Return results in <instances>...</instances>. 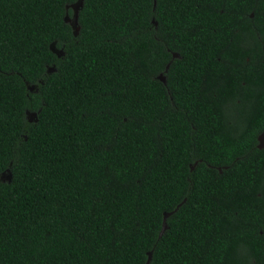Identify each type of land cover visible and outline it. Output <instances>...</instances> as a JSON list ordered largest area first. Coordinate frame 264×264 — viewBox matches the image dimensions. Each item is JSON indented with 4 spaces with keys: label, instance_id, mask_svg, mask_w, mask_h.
<instances>
[{
    "label": "trees",
    "instance_id": "trees-1",
    "mask_svg": "<svg viewBox=\"0 0 264 264\" xmlns=\"http://www.w3.org/2000/svg\"><path fill=\"white\" fill-rule=\"evenodd\" d=\"M77 1L0 0V264H264V0Z\"/></svg>",
    "mask_w": 264,
    "mask_h": 264
},
{
    "label": "water",
    "instance_id": "water-1",
    "mask_svg": "<svg viewBox=\"0 0 264 264\" xmlns=\"http://www.w3.org/2000/svg\"><path fill=\"white\" fill-rule=\"evenodd\" d=\"M80 4H81V0H78L76 3L72 4L71 7H73V15H72V17H71L70 20L68 19L69 22H70L71 25H72V28H73L74 33H76V32L78 31V26H77V16H76V14H77L76 7H77L78 5H80ZM32 86H33V85H32ZM32 86H30L29 88L31 89ZM257 140H258L257 147H259V148L264 147V132H262V133L257 137ZM0 178H1V179L8 178V175H6V176L0 175ZM170 213H171V212H166V213H164L163 221H162V227H161V231H160V233H159L160 235L163 233V231H164L165 228L167 227V225H166V218H167V216H168ZM150 257H151V251L148 253V260L150 259ZM148 260H147V262H148Z\"/></svg>",
    "mask_w": 264,
    "mask_h": 264
},
{
    "label": "flooded vegetation",
    "instance_id": "flooded-vegetation-1",
    "mask_svg": "<svg viewBox=\"0 0 264 264\" xmlns=\"http://www.w3.org/2000/svg\"><path fill=\"white\" fill-rule=\"evenodd\" d=\"M2 175H3V176H5V175H6V173H3Z\"/></svg>",
    "mask_w": 264,
    "mask_h": 264
},
{
    "label": "rangeland",
    "instance_id": "rangeland-1",
    "mask_svg": "<svg viewBox=\"0 0 264 264\" xmlns=\"http://www.w3.org/2000/svg\"><path fill=\"white\" fill-rule=\"evenodd\" d=\"M72 17V16H71ZM71 17H69V20L71 19Z\"/></svg>",
    "mask_w": 264,
    "mask_h": 264
}]
</instances>
